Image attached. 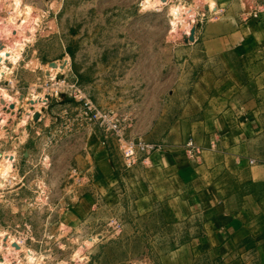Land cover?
Returning <instances> with one entry per match:
<instances>
[{"label": "rangeland", "instance_id": "1", "mask_svg": "<svg viewBox=\"0 0 264 264\" xmlns=\"http://www.w3.org/2000/svg\"><path fill=\"white\" fill-rule=\"evenodd\" d=\"M21 1L20 18L25 21V9L33 8L41 24L21 60L12 63L13 72L0 75V88L23 96V109L0 127V158L17 149V179L12 185L6 177L5 188L0 186V240L4 230L33 249V255L22 251L17 264H165L164 257L198 232L187 186L140 162L127 167L114 136L81 109L74 87L118 114L129 125V137L164 148L174 144L183 152L192 140L202 151L197 143L204 139L175 135L189 129L190 109H204L212 93L204 87L219 77L220 60L212 54L215 41L206 43L211 51L205 56L190 46L217 34L230 17L258 20L264 29V0H171L195 16L192 35L172 31L168 4L158 10L145 8L144 0ZM7 15V9L0 11ZM53 60L68 61L55 78L62 82L45 75L43 66ZM39 92L49 98L39 103L43 113L31 115L27 137H21L20 116ZM189 100L197 104L189 106ZM77 212L78 223L64 218Z\"/></svg>", "mask_w": 264, "mask_h": 264}, {"label": "crops", "instance_id": "2", "mask_svg": "<svg viewBox=\"0 0 264 264\" xmlns=\"http://www.w3.org/2000/svg\"><path fill=\"white\" fill-rule=\"evenodd\" d=\"M261 24L230 17L220 24L217 34H205L190 46L205 56L211 51L206 43L215 41L218 47L212 54L220 60L216 68L220 75L203 86L212 90L204 109H190L194 117L186 120L189 129L175 135L204 139L205 143H197L202 147L200 155L190 157L177 145H167L154 151L147 165L187 186L190 215L199 220L197 235L164 257L165 264H264ZM191 104L197 101L189 100ZM250 158L255 159L253 164ZM80 216L79 212L64 213L68 223H78Z\"/></svg>", "mask_w": 264, "mask_h": 264}, {"label": "bare ground", "instance_id": "3", "mask_svg": "<svg viewBox=\"0 0 264 264\" xmlns=\"http://www.w3.org/2000/svg\"><path fill=\"white\" fill-rule=\"evenodd\" d=\"M167 4L169 5L171 12L173 13L172 31L177 33L181 28L183 30L182 33L185 31L187 34L192 35V22H194L193 19H195V16L190 15L191 10H189V7L185 6L183 3H171V0L143 1V5H145V8L147 9L157 8L158 10H161ZM22 5L23 2L21 0H0V11L6 9L9 11V15H7L6 17L0 16V27L5 35L4 40H0V75L13 72L14 66H12V63H17L21 60L27 42L32 41L35 38V36L37 35V28L41 24L38 13H36V9L33 8L25 9V13L27 16L25 21L23 18H20L22 14L21 12L23 10L21 7ZM27 23H30V25H27ZM175 33L173 34L175 35ZM66 65H68L67 60L64 64H59L55 60L51 61L48 65L43 66L46 69V77L55 80V78L58 77L57 73L63 72ZM56 80L58 81V79ZM48 92L31 94V98L29 99L31 106H25L23 115L20 116V122L18 123V128L22 127L21 137H27L30 128L29 119L31 115L35 114L36 111L38 113H43V108L39 107V103H46L49 98ZM22 97L23 96H21L20 94L13 95L12 93L8 92L6 88H0V100H3L4 103V109L1 107L2 110H0L1 128L8 124L10 119L14 121V119L18 115V112L23 109ZM14 149H6L7 151L3 153V158H0V186L3 188H5L6 186V177L8 178L9 183L12 185L14 184V180L17 179L14 178L16 177V151ZM3 231L1 232V234H3L4 239L2 238L3 240H0V264L20 263V253L22 251H25L28 255L34 254L32 248H28L27 246H25L23 239H17L13 236H6L9 233L7 234ZM7 237L8 239H6ZM92 242L93 239L90 238L85 241L84 244L90 245ZM81 250L82 247L76 250L77 260L80 259ZM1 252L3 253V256H1ZM61 263L69 264V262L66 260H61Z\"/></svg>", "mask_w": 264, "mask_h": 264}, {"label": "built area", "instance_id": "4", "mask_svg": "<svg viewBox=\"0 0 264 264\" xmlns=\"http://www.w3.org/2000/svg\"><path fill=\"white\" fill-rule=\"evenodd\" d=\"M251 14L254 17H258L259 10L254 9V13L252 12ZM61 80L59 79L58 82H62ZM60 86L63 87L61 84ZM73 92L74 98L79 102L81 101V109L88 115L89 119L97 124L103 132L110 133L114 136L127 167H131L139 162L144 165H149L152 153L164 149L162 143L147 141L141 136L129 137L127 134L129 125L118 114L97 107L78 87H74ZM187 146V152L191 156L201 152L200 148L192 140L188 142ZM237 162L240 163V160ZM248 162L253 164L255 159L250 158Z\"/></svg>", "mask_w": 264, "mask_h": 264}]
</instances>
